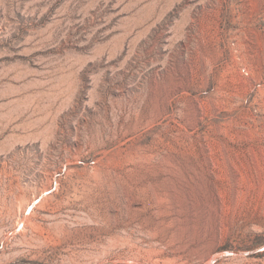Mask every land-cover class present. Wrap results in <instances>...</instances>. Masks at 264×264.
<instances>
[{
    "label": "rangeland",
    "instance_id": "374dc122",
    "mask_svg": "<svg viewBox=\"0 0 264 264\" xmlns=\"http://www.w3.org/2000/svg\"><path fill=\"white\" fill-rule=\"evenodd\" d=\"M0 264H264V0H0Z\"/></svg>",
    "mask_w": 264,
    "mask_h": 264
}]
</instances>
